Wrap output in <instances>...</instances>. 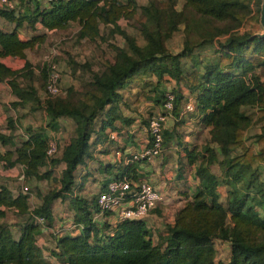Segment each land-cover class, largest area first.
I'll return each mask as SVG.
<instances>
[{
    "label": "trees",
    "instance_id": "16d2710c",
    "mask_svg": "<svg viewBox=\"0 0 264 264\" xmlns=\"http://www.w3.org/2000/svg\"><path fill=\"white\" fill-rule=\"evenodd\" d=\"M42 1L20 0L19 6L16 3L11 10L0 8V18L13 25L11 31L0 30V58L19 57L42 40L44 34L40 32L20 39L17 30L23 25L29 29L39 25L46 31L74 25L80 39H94L101 26L111 34H119L124 46L114 47L112 61L91 74V88L77 103L58 98L40 103L32 85L34 76L28 70L29 63L24 61L21 69L12 70L0 62V81H5L17 98L11 105L28 103L36 109L42 104L50 128H55L59 116L74 123L69 143L56 157L46 156L47 135L42 129L26 128L27 137L17 143L13 135L0 133L2 146L8 148L4 155L0 154L4 167L19 164L25 178L46 180L49 185L46 193L38 195L40 203L30 213L26 193L16 190L12 194L0 186V264H50L36 244L41 227L34 217L42 218L44 225L50 226L51 202L70 192L76 167L89 155L90 136L101 135L94 130L95 117L101 113L100 130L110 126L118 110L119 90L151 71L157 78L166 74L176 81L184 80L193 96V113L208 134V144L201 147L199 155L196 148L184 150L189 164L196 163L201 156L202 161L194 168L197 184L174 212L167 234L156 242L143 219L122 221L112 235H99L90 221L91 211L98 210L97 196L89 202L72 196L70 209L80 213L83 223L78 233L56 238L52 250L56 264H264V180L258 177L259 163L264 160V127L258 135L261 147L257 151L242 142V131L249 120L264 114V39L253 32L258 24L261 0H164L162 3L148 0L144 5H137L134 0ZM177 1L182 3L181 10L174 8ZM136 12L139 16L133 37L121 30L117 22L121 18H133ZM216 22L223 24L215 26ZM180 25L186 35L184 47L182 52L171 54L164 42ZM189 34L197 37L193 46L203 49L216 40L219 45L213 59L201 66L194 61L185 70L180 58H195L187 44ZM47 70L48 65L40 69L44 89ZM160 98L154 101H159L161 106L163 94ZM177 101L174 95L172 113L175 114ZM253 108L255 111L247 114ZM7 126L10 130L15 128L12 118H7ZM169 138L171 132L164 129L162 148ZM132 162L124 164L110 180L125 178L140 182L129 171ZM213 163L222 168V180L209 171ZM59 164L63 168L55 176L52 172ZM222 184L227 187L224 202L217 192ZM5 209L22 216L27 213L17 224V238H13L10 225L2 221ZM214 240L228 243L227 261L214 260Z\"/></svg>",
    "mask_w": 264,
    "mask_h": 264
},
{
    "label": "crops",
    "instance_id": "0c3cea01",
    "mask_svg": "<svg viewBox=\"0 0 264 264\" xmlns=\"http://www.w3.org/2000/svg\"><path fill=\"white\" fill-rule=\"evenodd\" d=\"M3 21L8 23L4 19ZM9 24L11 25V28L9 30L2 31H11V29H13V25L11 23ZM20 29L31 31V34L25 38H22V36L18 34V37L22 40L27 39L38 32H40L39 34L49 32L42 30L39 25H36L35 29H29L23 25ZM13 58L18 57H3L0 58V62L7 66L4 63V59ZM20 61L23 62L25 59H20ZM7 67L10 68V66ZM188 95L191 94L188 93ZM16 100L17 98L10 92L5 81H0V124L3 121L5 122L7 118L15 119L16 115H19L17 120H19L21 127L19 128L17 123H15L16 126L14 125L17 129L15 131L17 136L13 137V141H15L14 143H17L19 140H23L27 137L28 130L26 128L32 127L31 129L33 131L38 130L36 128L38 124H35L33 119L27 115L33 114L34 109L25 104L11 105L12 102H15ZM181 107L182 105L180 103L178 105V109L176 110V114L175 112H171L166 119L165 130L171 132V138L164 142L161 153L150 161L132 162L134 164L131 165L129 170L131 175L136 177L138 180L146 181L151 184L161 196L159 203L156 204L155 207L151 208L143 218L153 242H156L158 238H162L167 234V230L173 222L174 212L177 207L181 206L185 198H189L188 196L191 192V189L188 188L189 184H192L193 188L197 184V179L194 177L195 163L189 164L190 166L186 167L183 165L185 154L184 150H191L194 148V146L200 142L198 138H200L201 135L199 136L197 132L206 130V128L199 125L196 113H185L180 116L179 113L181 112ZM154 109L157 110L156 113H158L161 111V106L159 108L156 106ZM41 119L44 122L45 117L43 114H41ZM124 119L125 121H123ZM130 119L132 118H129V116L120 112L118 108L116 117L110 126L104 127L100 130V123L94 125V130L100 131L101 135L96 136V134H92L90 136L88 149L89 155L81 165L76 167L74 171V182L70 192L63 193L62 197L51 202V224L48 226L49 229H40V232L36 237L37 246L41 249L43 256L50 264L57 263V260L52 253L57 236L62 234H76L82 227L83 222L74 218L75 213H80L70 209V206L68 207L69 199L76 195L86 199L88 202L92 201L102 187L110 180V178H112V175L122 169L125 158L139 148L144 142L146 137L144 128L146 124H141L136 119ZM122 121L124 123H122ZM46 129L49 130L50 134L46 132L48 131ZM57 129L58 123H56L55 128H50L49 126L44 127V132L48 135L47 143L53 142L56 148V141L58 140L55 135L59 133V130L57 133L51 131H56ZM4 132L5 129L0 126V133L5 134ZM108 134H113L114 138H108ZM70 138L63 146L58 147L59 153L60 150L69 143ZM7 149V145L2 146L0 142V154L4 155ZM59 165L60 169H62L63 165ZM21 182L27 183V186L30 189H33L36 185L34 184L36 183L34 179H26L23 176L21 165L15 164L12 167H4L3 162L0 161V186L6 187L13 194L17 189L15 185ZM26 193L27 206L30 213L31 209L40 203V197L37 196V194ZM43 194L44 193L40 191V195ZM183 196L184 198H181ZM62 199L67 206H65L63 211L59 213L57 210V207L59 206L58 201ZM71 212L74 213H72V217L70 216L69 219L68 213ZM62 215H65V218H62ZM26 217L27 213L22 216L17 215L13 210L5 209V215L2 218V221L10 225L13 238H17L19 234V226L17 224H20ZM90 221L95 225V227H97L98 233L100 231L106 233L107 230L116 228L117 224H119L117 214L115 212L102 214L98 210L91 211Z\"/></svg>",
    "mask_w": 264,
    "mask_h": 264
},
{
    "label": "rangeland",
    "instance_id": "374dc122",
    "mask_svg": "<svg viewBox=\"0 0 264 264\" xmlns=\"http://www.w3.org/2000/svg\"><path fill=\"white\" fill-rule=\"evenodd\" d=\"M15 4L19 6L20 0H14ZM19 1V2H18ZM156 3H162L164 0H152ZM39 2H43L39 0ZM137 5H144L148 2V0H134ZM174 8L176 10H181L182 3L177 1L174 4ZM139 12H136L133 18H121L118 20L117 24L121 30L127 33L130 36H136V20L139 16ZM259 16V13H258ZM0 18V29L1 30H9L11 25L3 21ZM223 22H216L214 23L215 26L222 25ZM212 28V26H208V28ZM183 26H178V29L171 34V36L165 40L164 46L167 52L171 54H176L182 52V48L184 47V40H186V35L182 31ZM254 34L262 33V28L258 23L256 26L253 27ZM18 34L25 38L31 31L26 30H18ZM77 35V26L71 25L61 30H54L44 33L42 40L37 44H34L32 48H28L24 51V53L19 56L18 58L13 59H4V63L7 66H10L12 69H21L23 66V62L20 61L24 60L29 63L28 70L33 73L34 80L32 85L37 90L38 101L43 104L46 100L49 99H65L70 100L72 103H77L80 100L84 99V95L88 92L91 88L90 81H91V74L93 72H98L103 69L104 63L112 61L114 55V47H123L124 40L123 38L117 34L111 32L107 29H104L100 26V33L94 39H80L76 37ZM197 37L194 34H189V47L191 48V52L195 55V58L188 59V58H180V62L182 63V67L187 70L188 68L192 67L194 61H197L200 66L208 62L207 60H211L214 58L215 51L218 48V41L216 40L210 47L206 48H199L193 46V43ZM215 40V39H214ZM187 42V41H186ZM192 44V46H191ZM188 47V45H186ZM7 57V56H6ZM49 62L55 63L58 68L60 74V80L58 82L59 91L58 94L55 96H49L45 93L43 79L40 76V69L47 66ZM22 64V66H21ZM33 78V77H32ZM43 85V86H42ZM165 91H171L177 98L176 106L180 103L181 105L184 104L186 97L188 96V89L186 82L184 80L176 81L170 78L168 75L163 74L160 78H157L155 74L151 72H147L145 74H141L139 77L135 78L133 81L127 83V85L119 90L120 99L117 102V107L119 111L129 118L130 120H137L141 124H146L148 119L155 115L157 110L154 108L158 106L160 107V102L154 101L155 98L162 97ZM161 99V98H160ZM38 104L33 110V114H27L28 117L33 119L37 129H42L44 131V127H48V115L43 110V105ZM25 105L30 106L28 103ZM31 107V106H30ZM38 107V108H37ZM182 108V107H181ZM255 108L252 110H247L249 114L250 112L255 111ZM250 111V112H249ZM41 114L44 115L45 120L44 122L41 119ZM19 115H16V118H12L15 123L21 127L19 124V120L17 118ZM101 113L94 119V124H98V119H100ZM56 123H58V129L56 131H51L57 133V148L56 153L52 157L58 156L59 153V146H63L68 139L71 137L73 133V121L65 116H59L56 119ZM42 121V122H41ZM125 121V119L123 120ZM122 121V123H124ZM4 122V121H3ZM1 123L0 126L5 129V134L13 135L14 137L17 136L16 128L10 130L7 126V119L4 123ZM42 123V124H41ZM44 123V125H43ZM16 126V125H15ZM264 127V114L261 115H254L250 120L248 125L242 131V142L244 146L250 148L252 151H257L259 147H261V143L258 141V135L260 134L262 128ZM32 128V127H31ZM199 128V126H198ZM48 130V129H46ZM50 134L49 130L46 131ZM19 134V133H18ZM199 134L200 140L194 148H196L197 153L200 154L202 151L201 147L205 144H208V134L206 130H202L197 132ZM48 136V135H47ZM54 136V137H55ZM263 141V140H260ZM264 147V143L262 144ZM204 156V153H203ZM201 160V156H198L196 159L197 164ZM183 165L190 166L186 155L184 154V163ZM62 166V165H61ZM54 171L52 172L55 176H58L60 173V165L54 166ZM209 171L213 173L218 179H223L222 168L213 163L209 166ZM259 179L264 180V160L259 163ZM192 175V174H191ZM54 176V177H55ZM27 179V178H26ZM29 179V178H28ZM36 181V180H35ZM31 182V181H30ZM36 184L33 189L31 190L27 183L21 182L17 183L15 186L17 187L16 190H21L22 186L27 187V192L40 194L46 193L49 190L48 181L41 180L36 181ZM189 189H191L190 194L194 190L192 184H189ZM31 191V192H30ZM217 192L219 195V199L221 202L225 201L227 196V187L222 184L217 187ZM186 193V191H185ZM27 194V193H26ZM188 195V192H187ZM188 196V197H189ZM181 198H184L181 197ZM186 200V198H185ZM184 200V202H185ZM183 202V203H184ZM181 204V206L183 205ZM62 204V205H61ZM57 210L59 213L63 211L65 208L66 203L62 200L58 201ZM181 206L177 207L179 209ZM69 207V204H68ZM70 208V207H69ZM176 209V210H177ZM67 212V210H66ZM65 213V212H64ZM72 213H68V218L72 217ZM71 214V215H70ZM62 218H65V215H62ZM74 218L80 221L81 216L78 213L74 214ZM99 235H105L103 231L99 232ZM213 247L215 249V261H227L229 257V250H228V243L221 242L218 240H214Z\"/></svg>",
    "mask_w": 264,
    "mask_h": 264
},
{
    "label": "built area",
    "instance_id": "2783aa9c",
    "mask_svg": "<svg viewBox=\"0 0 264 264\" xmlns=\"http://www.w3.org/2000/svg\"><path fill=\"white\" fill-rule=\"evenodd\" d=\"M50 1V0H44ZM15 7L14 0H0V8L11 10ZM60 74L55 63L49 62L47 78L45 83V92L49 96L58 94ZM161 111L151 116L144 128L146 134L142 145L125 158L124 164L132 161H150L158 156L162 151V131L166 128V119L173 110L174 94L171 91H165L163 94ZM194 111L193 96L188 95L182 105V116L185 113ZM108 138L113 139V134H108ZM56 152V146L53 142L47 143L45 151L46 156L50 157ZM22 193L27 192V187L22 186ZM161 196L159 192L148 182L119 178L109 180L103 189L99 191L96 197L98 211L102 214L115 212L120 222L125 220L143 219L148 211L159 203ZM41 229H49L44 225L40 217H34ZM114 228L106 231V235H112ZM58 234V232H57ZM59 237V236H57Z\"/></svg>",
    "mask_w": 264,
    "mask_h": 264
},
{
    "label": "water",
    "instance_id": "95a60500",
    "mask_svg": "<svg viewBox=\"0 0 264 264\" xmlns=\"http://www.w3.org/2000/svg\"><path fill=\"white\" fill-rule=\"evenodd\" d=\"M259 16H258V23L262 28V33L256 34L257 37L264 39V0H261L259 6Z\"/></svg>",
    "mask_w": 264,
    "mask_h": 264
}]
</instances>
